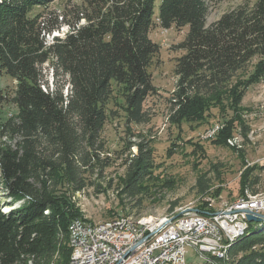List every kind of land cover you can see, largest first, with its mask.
<instances>
[{
    "label": "trees",
    "instance_id": "trees-1",
    "mask_svg": "<svg viewBox=\"0 0 264 264\" xmlns=\"http://www.w3.org/2000/svg\"><path fill=\"white\" fill-rule=\"evenodd\" d=\"M53 1L0 0V75L15 80L10 99L18 109L1 131L18 141L0 144V264L68 263V224L82 215L65 193L85 190L89 175L108 166L100 157V134L111 113L113 84L122 88L126 121L148 120L144 102L156 91L149 72L159 48L149 37L155 25L188 26L177 45L183 53L174 66L169 116L178 127L205 122L217 108L230 115L215 142L227 140L242 92L264 78V0L240 4L210 24L215 0H159L156 17L155 0H80L68 2L61 15L52 12L49 20L40 9ZM58 17L69 31L46 44L44 34ZM48 63L67 77V95L61 87H42V66ZM5 99L0 90V104ZM134 145L124 178L129 197L140 192L153 168L151 149ZM252 172L241 176L243 194L257 193L259 178ZM229 246L223 264H264V221L250 222Z\"/></svg>",
    "mask_w": 264,
    "mask_h": 264
},
{
    "label": "rangeland",
    "instance_id": "rangeland-1",
    "mask_svg": "<svg viewBox=\"0 0 264 264\" xmlns=\"http://www.w3.org/2000/svg\"><path fill=\"white\" fill-rule=\"evenodd\" d=\"M255 1L215 0L206 23H212L222 13L240 4L252 5ZM68 2L79 3L80 0H54L40 11L52 20V12L61 15ZM158 7L159 0H155V17L158 15ZM60 20L58 17V23L54 24L56 27L44 34L46 44L52 43L55 37H64L69 31L67 25L59 23ZM187 29L188 26L165 29L155 25L149 33L159 48L149 67L156 91L144 102L148 112L147 121H126L122 88L113 84L108 102L111 113L100 134L104 146L100 157L107 158L108 166L89 175V184L85 190L65 193L68 201L74 204L78 216L82 215L81 218L100 222L129 210V214L124 215L145 219L163 218L196 207L223 211L239 198L257 196L264 200V78L251 83L242 92L241 101L234 111L242 126L238 120L235 121L231 136L225 141L215 142L214 135L208 138L205 135L207 130L216 126L218 129L223 128L230 112L224 116L216 108L210 111L205 122L183 121L180 127L170 122L172 95L177 80L174 66L176 58L183 53L177 45L184 39ZM42 74V87L48 86L49 90L61 87L63 95H67V77L62 73L56 74L51 63L42 66ZM15 84L14 79L5 74L0 75V90L6 98L0 104V144L11 146H15L18 138L3 135L1 131L6 120H15L18 113L10 99ZM191 141L196 146L188 143ZM137 143H145L151 149L153 168L151 173L145 175L140 192L135 197H129L124 191L126 159L130 153L137 152V146L134 145ZM248 169L253 170L252 177L259 178L256 195H251L250 191L244 194L240 191L241 176ZM139 198L143 200L141 207L130 209ZM205 204L206 207H203ZM247 228L248 225L245 232ZM185 260L187 264H204L202 256L190 246L186 247Z\"/></svg>",
    "mask_w": 264,
    "mask_h": 264
},
{
    "label": "built area",
    "instance_id": "built-area-1",
    "mask_svg": "<svg viewBox=\"0 0 264 264\" xmlns=\"http://www.w3.org/2000/svg\"><path fill=\"white\" fill-rule=\"evenodd\" d=\"M218 126L207 130L211 137ZM176 214L163 226L130 225L124 214L106 222L75 217L68 227L75 233L74 264H187L186 247H192L204 264H223L220 251L231 230L245 227L246 210L264 213V203L241 204L229 211L209 208Z\"/></svg>",
    "mask_w": 264,
    "mask_h": 264
},
{
    "label": "bare ground",
    "instance_id": "bare-ground-1",
    "mask_svg": "<svg viewBox=\"0 0 264 264\" xmlns=\"http://www.w3.org/2000/svg\"><path fill=\"white\" fill-rule=\"evenodd\" d=\"M240 202L241 204H244V205H253L257 203H264V200L261 198H257V196H252L250 198H241ZM234 205H236V202L231 204L226 210H223V211H229V208ZM191 210H194V209H189V210L187 209L183 212H187ZM124 216L126 217V221L128 222V224L130 225L163 226L165 222L170 221V219H172L176 215L175 216L171 215L169 217H163V218H150V219H145L144 217L139 218L137 216L134 217L130 215H124ZM100 222H106V220L100 221ZM249 223L250 222L245 220V227L236 228V229L231 230V233L227 237L224 238L223 246L221 247V251H220V260L227 259V255H226L227 249L226 248H228L232 240H234L237 237L242 236L245 233V228L247 227ZM67 237H68L67 239L68 245L70 248V259H69L68 264H74V259H77V248H74L75 247V233L72 232V228L70 227H68Z\"/></svg>",
    "mask_w": 264,
    "mask_h": 264
},
{
    "label": "water",
    "instance_id": "water-1",
    "mask_svg": "<svg viewBox=\"0 0 264 264\" xmlns=\"http://www.w3.org/2000/svg\"><path fill=\"white\" fill-rule=\"evenodd\" d=\"M246 219L248 222H261L264 220V213L261 212H251L246 210Z\"/></svg>",
    "mask_w": 264,
    "mask_h": 264
}]
</instances>
